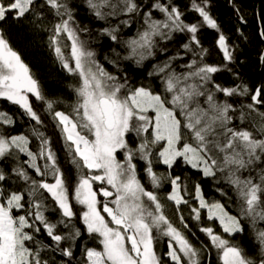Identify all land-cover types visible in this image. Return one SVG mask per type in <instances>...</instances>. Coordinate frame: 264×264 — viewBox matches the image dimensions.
Returning <instances> with one entry per match:
<instances>
[{
    "label": "snow or ice",
    "instance_id": "1",
    "mask_svg": "<svg viewBox=\"0 0 264 264\" xmlns=\"http://www.w3.org/2000/svg\"><path fill=\"white\" fill-rule=\"evenodd\" d=\"M229 2L239 24L247 25L235 0ZM83 4L105 26H81L70 0H0V101L17 106L29 121L26 132H0V161L12 162L8 170L0 168V264H166L164 257L170 264H203L202 253L208 248L216 250L221 264H264V80L251 84L248 79L253 68L264 75V49L255 64L245 58L213 15L210 0H190V10L199 17L192 23L174 0ZM256 16L258 36L264 41V9ZM49 17L50 26L45 23ZM9 20L27 21L46 34L51 55L76 78L70 111L57 110L61 102L44 94L13 48L3 27ZM133 28L124 38L122 30ZM205 29L216 33L211 50L201 40ZM236 32L248 39L242 28ZM105 38L114 47L113 59H104L119 75L104 67L92 47ZM214 51L219 62H210ZM158 55L164 59L147 75L160 80L162 92L150 84L131 83L121 68L123 61L142 68ZM185 57L187 61L179 63ZM222 73L231 77V86L217 82ZM32 98L40 102L63 142L75 172L74 185L60 166L52 138L42 130L44 121ZM253 114L259 117L258 126ZM16 123L13 115L0 110V129ZM33 139L36 151L30 147ZM21 154L27 159L21 161ZM137 161L144 163L153 189L165 180L170 184L165 199L175 207L184 229L188 225L180 213L182 205L189 206L198 224L205 213L209 226L199 231L208 246L196 247L173 224L157 192L141 183ZM154 163L166 166V174L154 171ZM177 166L211 180L221 199H207L199 182L186 198L190 177L173 175ZM190 199L197 206H191ZM73 201L82 206L79 213ZM233 204L236 214L228 210ZM48 212L58 218L50 219ZM246 228L258 246L255 257L233 242ZM42 235L46 239H40ZM163 237L168 250L160 254L157 243Z\"/></svg>",
    "mask_w": 264,
    "mask_h": 264
},
{
    "label": "trees",
    "instance_id": "2",
    "mask_svg": "<svg viewBox=\"0 0 264 264\" xmlns=\"http://www.w3.org/2000/svg\"><path fill=\"white\" fill-rule=\"evenodd\" d=\"M175 3H178L182 10L185 11V19L187 22L192 23L195 22L199 17L198 14L192 12L190 10V0H174ZM211 2V11L213 15L218 19L221 23L222 28L225 30L226 34L230 37L231 41L239 46V48L244 53L245 58H250V62L255 64L257 56L261 49H264V41L258 36V30L260 24L258 22L256 13L264 9V0H235V4L238 8L241 9L242 14L245 15L248 23L247 25L239 24L236 13L233 10L232 4L229 0H210ZM70 3L76 5V18L81 26H87L90 29H99L103 26V22L95 21L90 13L87 12L86 6L83 4V0H70ZM45 23L47 25H51L52 18L49 17ZM5 32L10 39V43L13 48L18 51L26 64H28L31 69L34 77L40 82L41 88L44 94L49 99L58 100L61 103L57 105V110L70 111L68 105L75 101V94L72 91V86L77 84L76 78L69 75L65 70L62 69L60 64L55 60V58L49 52L46 46V34L39 33L35 31L34 28L30 27L27 21H12L9 20L8 23L4 24ZM242 28L244 35L248 37L247 40L240 38L239 34L236 32V28ZM135 28L123 29L122 35L124 38L131 36ZM201 40L205 47L210 50L213 49V42L216 38V33L213 30L205 29L201 32ZM92 47L97 51V59L104 65V67L115 74L119 75L116 69L113 68L111 64H109L105 59V55H108L109 59H113L111 52V47H114L112 42L108 39H103L98 43H94ZM174 47V46H172ZM117 51H121L120 48H117ZM123 54H127L122 52ZM171 54V53H169ZM163 55H158L156 59L148 60L144 62L142 68H137L132 61H123L121 62V68L126 71L130 78L131 83L138 84H150L154 91L162 92V85L160 80L156 77H148L147 73L152 70V65L157 62V60H163ZM187 61V57L179 63H185ZM220 56L215 51L212 54L210 62H219ZM178 71L180 69H177ZM247 71V70H246ZM248 79L251 84H255L260 80H264V75H259L256 73L255 68L249 72ZM217 82L221 84H225L226 86H231V77L227 73H222L218 76ZM33 100L34 108L40 113L41 119L44 121L45 127L42 129L46 132L48 136L52 138L53 141V149L57 154L60 166L62 170H64L71 178V183L75 184V172L74 169L67 162L65 157V152L63 150V142L60 137L57 135L56 130L53 127V124L50 120V117L43 112L42 105L40 102ZM0 110L7 111L9 114L13 115L15 119H17V123L13 126H4L0 129L5 135H16L20 132H26L28 128L29 121L26 117H23L20 113V110L17 106L10 105L4 101H0ZM261 112H264V107L260 108ZM253 122L259 124V117L256 114H253L252 117ZM235 124H239V121H234ZM247 123V122H246ZM37 141L33 139L30 147L33 151H36ZM118 157H121V153H118ZM20 160L24 161L27 157L23 154L20 155ZM12 167L11 161H0V168H4L8 170ZM154 171L158 174L167 172L166 166L162 164L153 165ZM144 163L142 161H137V171L139 174V179L141 183L144 185L146 190L148 191H156L157 195L160 197L161 202L165 204V214L169 217V219L173 222V224L181 228L182 231L188 236V238L192 241L196 247L200 248L202 246H208L209 240L208 238L199 231V227L201 226H209L208 222L205 219V213L202 212V224H198L197 221L191 218L189 206L182 205L180 207V213H182L185 217V223H187L188 228L184 229L183 225L180 223L178 214L176 212L175 207L168 202L165 198L167 194L171 191L170 184L165 180L162 182V186L159 189H153L151 183L149 181L148 176L143 171ZM31 171V170H30ZM35 175V173H32ZM173 175H186L190 177L188 180V196L186 198H190L193 193V183L199 182L204 190L205 197L207 199H221L219 193L215 191V187L213 182L209 179L202 178L200 174L196 170H192L186 166H177L173 171ZM49 182H52L51 177L48 178ZM99 184H95L94 188H98ZM70 197L72 194V188H70ZM229 195H233L229 191ZM103 200V197H99ZM50 203V201H48ZM223 202V201H222ZM191 206H197L194 200L190 199ZM81 205L76 204L73 201V210L77 213L81 210ZM102 210V207H101ZM229 212L232 214H236L238 209L235 205H231L228 207ZM18 214V213H15ZM46 215L49 216L50 219L55 220L58 218V215L48 212ZM106 219H109L105 216ZM77 226H80V222L76 221ZM212 226L216 232H222V229L218 226V223H212ZM264 226V225H261ZM227 238V234H225ZM40 239H46L45 236H40ZM87 239V237L85 236ZM234 243L239 242V244L247 251V253L253 257L258 255V246L256 241L253 239L250 234V230L246 228V232L242 235H237L234 238ZM89 246H96L94 243L90 242ZM167 237L160 238L157 243V251L160 254L167 252ZM77 255L79 256V248H77ZM203 264H221L219 260L216 250L214 248H208L207 251L202 253ZM57 259L59 256L57 255ZM166 264H170L167 261V257H164Z\"/></svg>",
    "mask_w": 264,
    "mask_h": 264
},
{
    "label": "rangeland",
    "instance_id": "3",
    "mask_svg": "<svg viewBox=\"0 0 264 264\" xmlns=\"http://www.w3.org/2000/svg\"><path fill=\"white\" fill-rule=\"evenodd\" d=\"M119 154H117V158L120 160H123V155H121V157H118Z\"/></svg>",
    "mask_w": 264,
    "mask_h": 264
}]
</instances>
